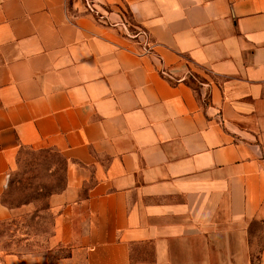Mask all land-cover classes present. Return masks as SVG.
I'll use <instances>...</instances> for the list:
<instances>
[{
    "label": "crops",
    "instance_id": "1",
    "mask_svg": "<svg viewBox=\"0 0 264 264\" xmlns=\"http://www.w3.org/2000/svg\"><path fill=\"white\" fill-rule=\"evenodd\" d=\"M90 1L0 0V223L53 152L68 249L0 264H264V0Z\"/></svg>",
    "mask_w": 264,
    "mask_h": 264
},
{
    "label": "rangeland",
    "instance_id": "2",
    "mask_svg": "<svg viewBox=\"0 0 264 264\" xmlns=\"http://www.w3.org/2000/svg\"><path fill=\"white\" fill-rule=\"evenodd\" d=\"M126 16L132 31H140L128 13ZM62 165L57 154L44 150L29 149L20 157L4 196L13 217L0 223V250L39 252L48 254L50 259L68 254L66 247L57 245L53 252L50 243L52 218L48 199L54 190L63 186Z\"/></svg>",
    "mask_w": 264,
    "mask_h": 264
},
{
    "label": "built area",
    "instance_id": "3",
    "mask_svg": "<svg viewBox=\"0 0 264 264\" xmlns=\"http://www.w3.org/2000/svg\"><path fill=\"white\" fill-rule=\"evenodd\" d=\"M86 6H87V10L91 13H94L95 15H98V9L96 8L95 4L90 1V0H86ZM119 25L124 29L125 32H127V34L131 37H137L139 36L140 34H142V30L140 31H137V32H134L132 31L131 29V25L130 23L126 20V19H123ZM149 47L146 48V51H148ZM163 73L166 74V72L163 70Z\"/></svg>",
    "mask_w": 264,
    "mask_h": 264
},
{
    "label": "trees",
    "instance_id": "4",
    "mask_svg": "<svg viewBox=\"0 0 264 264\" xmlns=\"http://www.w3.org/2000/svg\"><path fill=\"white\" fill-rule=\"evenodd\" d=\"M188 83L192 85L194 84L192 80H188Z\"/></svg>",
    "mask_w": 264,
    "mask_h": 264
}]
</instances>
